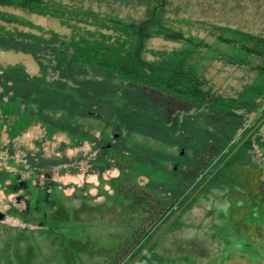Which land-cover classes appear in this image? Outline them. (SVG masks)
I'll return each instance as SVG.
<instances>
[{
    "label": "rangeland",
    "instance_id": "obj_1",
    "mask_svg": "<svg viewBox=\"0 0 264 264\" xmlns=\"http://www.w3.org/2000/svg\"><path fill=\"white\" fill-rule=\"evenodd\" d=\"M4 11L67 33L55 19ZM193 31L206 37L198 27ZM149 47L180 45L156 38ZM41 74L31 55L0 48V264H86V258L102 264L109 258L108 264L127 249L120 262L125 264L155 228L127 198V190L167 199L179 180L172 170L181 146L207 139L200 137L202 122L191 127L183 119L181 130L156 139L84 115L88 107L159 115L117 77L75 73L59 86V73L49 69L44 81ZM208 78L225 95H234L253 74L217 63ZM255 118L250 117V125ZM258 134L264 137V124ZM192 153L190 148L188 162ZM43 190L47 193L40 200ZM237 200L214 190L202 194L137 264H264V235L262 240L258 232L255 238L250 231L238 233L231 219L235 214L264 229V210L252 204L247 213L246 204Z\"/></svg>",
    "mask_w": 264,
    "mask_h": 264
},
{
    "label": "trees",
    "instance_id": "obj_2",
    "mask_svg": "<svg viewBox=\"0 0 264 264\" xmlns=\"http://www.w3.org/2000/svg\"><path fill=\"white\" fill-rule=\"evenodd\" d=\"M6 8L55 19L67 33L46 30L23 16L4 11ZM197 27L206 32V37L195 35L193 29ZM156 38L180 47L152 49L149 42ZM0 48L31 55L39 64L42 81L47 79L49 69L59 73V86L63 78L75 73L117 77L131 95L151 104L159 114L95 112L88 107L85 116L116 122L156 139L171 137V130H181L183 119L190 120L191 127L202 122L200 137L207 139L197 141L194 147L181 146L172 170L179 180L167 199L143 189L127 190V198L155 228L125 264L144 249L264 117V0H0ZM217 63L247 70L253 78L234 95H225L208 78ZM251 116L256 118L250 125ZM63 128L79 132L70 126ZM260 129L186 210L202 194L214 190L244 202L247 213L252 204H258L263 212L264 141L258 138ZM190 148L193 159L188 162ZM44 193L39 192L38 199ZM231 217L238 233L250 231L248 236L254 237L258 232L263 240V227L250 226L235 214ZM128 252L123 249L108 264H120Z\"/></svg>",
    "mask_w": 264,
    "mask_h": 264
},
{
    "label": "water",
    "instance_id": "obj_3",
    "mask_svg": "<svg viewBox=\"0 0 264 264\" xmlns=\"http://www.w3.org/2000/svg\"><path fill=\"white\" fill-rule=\"evenodd\" d=\"M264 124V117L256 124L250 133L239 143V145L229 154L224 162L216 169V171L201 185V187L189 198V200L173 215V217L162 227V229L152 238V240L144 247V249L129 263L137 264L142 257L154 246V244L161 238L166 230L176 221L182 212L192 203L203 188L211 181L215 174L225 165V163L241 148L245 141L253 135L257 129Z\"/></svg>",
    "mask_w": 264,
    "mask_h": 264
},
{
    "label": "crops",
    "instance_id": "obj_4",
    "mask_svg": "<svg viewBox=\"0 0 264 264\" xmlns=\"http://www.w3.org/2000/svg\"><path fill=\"white\" fill-rule=\"evenodd\" d=\"M258 138H260V139H262V140L264 139V137L261 136L260 134H258ZM257 151L260 152V150H259L258 148H257ZM263 155H264V154H263ZM263 157H264V156H263ZM252 210H254V208H252ZM263 210H264V209H263ZM127 256H128V255H127ZM104 259H105V258H104ZM92 260H93V259H87V258H86L85 263H86V264H92ZM108 261H109V258H107L106 260H102L101 263H102V264H106Z\"/></svg>",
    "mask_w": 264,
    "mask_h": 264
}]
</instances>
